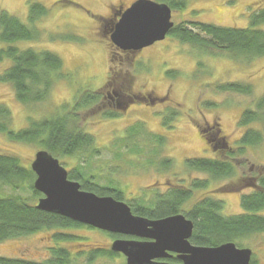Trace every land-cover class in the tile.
<instances>
[{"label":"rangeland","instance_id":"rangeland-1","mask_svg":"<svg viewBox=\"0 0 264 264\" xmlns=\"http://www.w3.org/2000/svg\"><path fill=\"white\" fill-rule=\"evenodd\" d=\"M136 1L0 0V11H6L26 24L31 5L40 4L49 9L48 15L35 24L43 35L41 40L19 43L18 46L56 54L63 61L67 77L53 86L46 101L27 105L17 100L12 84L0 82V109L10 113V128L17 132L28 128L32 122L72 112L71 107L76 100L87 93H98L101 97L98 105L102 107L99 110L89 107L81 111L77 123L85 133L94 137V146L83 153L81 159L78 156L57 158L69 172L79 169L86 181L91 180L100 187L108 188L110 184L118 187L124 193L125 201L150 200L157 190L164 193L177 183L191 187V182L209 178L210 188L195 192L193 202L186 210L196 201L214 197L215 200L224 202L225 217L239 215L243 212L241 196L251 191L245 189L243 192H224L221 188L223 185L237 184L242 177L251 174L255 176L254 173L258 170L254 167L250 172L252 165L264 167V143L249 146L240 154V138L245 129L239 127L243 111L254 110L264 97V57H234L213 48L203 52L202 49L183 44L170 36L165 41L146 48L142 53L138 52L136 57L123 55L111 44L110 32L102 33L106 28L104 29L105 22L101 19L112 20L113 10L117 7L127 10ZM152 1L165 4L158 0ZM185 2L186 6L181 11L171 8L175 25L190 26V23L198 22L247 28L251 24L250 15L264 9V0ZM110 26L106 25L107 31ZM259 29L264 30V25ZM119 62L124 67L121 68ZM8 66V63L1 65L0 74ZM111 77L117 79L113 89L117 94L127 93L126 86L130 85L131 95L153 96L160 101L149 105L146 104L147 101L136 100L133 107L134 103L129 105L128 112L110 108L104 97L108 91L112 93V89H108L106 84ZM228 82L250 85L253 94L221 93L216 90L218 84ZM66 105L67 110H63ZM104 113L117 114L118 118L108 120ZM166 116L171 118L169 128L163 125ZM135 123H144L152 133L166 138V145L159 151L161 154L157 156L155 165L154 161L153 164L147 161L152 157L147 158L144 154L139 155L140 162L130 158L131 153L122 149L121 157L118 156L120 146L117 147L114 143L118 141L121 144L126 129ZM199 126L206 128L211 134L217 133V138L225 140L229 147L236 149L235 157L238 160L235 163L236 174L232 178L212 180L208 174L192 172L185 167V161L189 159H224L226 156L224 150L222 153L219 148L211 150L208 147L201 137ZM252 128L261 127L257 124ZM147 142L143 143L141 140L139 146L144 144L145 150H148ZM40 148L34 144L10 141L0 133V155L16 156L25 167H31L35 155L42 150ZM225 159L234 162V159ZM159 162H165V165L158 167ZM0 193L4 196H21L34 205L41 198H34L29 189L13 191L2 185ZM260 215L264 216V210ZM60 234L70 239L61 241L58 239ZM109 240L108 235L95 229H45L32 236L0 242V257L43 263L51 258L53 249H65L71 256V264H126L121 257L91 261L85 255L99 247L105 249ZM236 244L240 248L251 249L256 264H264V233L236 241Z\"/></svg>","mask_w":264,"mask_h":264},{"label":"trees","instance_id":"trees-1","mask_svg":"<svg viewBox=\"0 0 264 264\" xmlns=\"http://www.w3.org/2000/svg\"><path fill=\"white\" fill-rule=\"evenodd\" d=\"M158 1L178 11L186 6L185 0ZM64 4H66L65 1ZM115 12L116 10H113L112 17ZM48 13L49 9L43 5L33 4L30 6L28 23L26 24L8 12L0 11V66L5 63L9 64L8 68L0 74V82L12 84L17 100L23 105L46 101L53 86L67 78L64 74L63 61L56 54L49 51H37L34 48L23 49L18 46L19 43L41 40L43 35L35 27V24L45 18ZM250 19L251 24L247 28L222 27L198 22L190 23V26L175 25L168 36L183 44L202 49L203 52L213 48L227 52L234 57L261 58L264 57V30L259 29V27L264 25V9L258 13H252ZM101 21L105 22L104 29H107V24L111 25L109 31L105 29V31L110 32L114 21L105 18H102ZM105 31L102 30V33L104 34ZM119 65L121 68L124 67L121 62ZM126 88L127 91L125 92L127 93L124 95H131L129 91L131 86H126ZM216 90L221 93L253 94L252 86L232 82L218 84ZM144 97L139 96L140 102H144ZM149 101L146 104L149 103L150 105ZM100 102V94L87 93L83 98L75 101L71 107L72 112L32 122L28 128L17 132L10 128V113L0 109V133L13 142L38 145L41 147L40 149L48 151L55 158L78 156L81 159L83 153L92 149L95 139L92 135L85 133L82 127L77 126L80 118L79 113L89 107L99 110L102 107L98 105ZM67 108L66 105L63 110H67ZM104 114L105 118H109L108 120L118 118V115L114 113ZM174 116L172 117L175 118ZM169 120L171 118H167L163 122L167 128L170 127L171 121ZM257 124L261 128H252L253 125ZM239 127L242 130L245 129L240 138V154L249 146L254 147L264 143V97L259 100L254 110L246 109L243 111ZM198 128L208 147L211 150L219 148L221 152L224 150L226 156L224 159H189L185 161V167L192 172L208 174L212 180L232 178L236 174L235 163L238 160L235 157L236 149L229 147L225 140L217 138V133L211 134L201 126ZM121 139V142L119 140L121 144H118V141L114 143L118 145L117 147L120 146L119 157H121V149L122 151H129L131 153L129 157L135 158L136 162H140L139 155L144 154L147 158L152 157L147 161L151 162L150 164H153L154 161L153 165L156 163L157 156L161 154L159 151L166 145V138L152 133L144 123H135V125L128 127ZM145 139L146 142L150 140L146 146L148 150L144 148ZM141 140L143 146H139ZM151 145H155V147H151ZM150 147L152 150L149 149ZM226 157L234 159V162L225 159ZM136 162L131 163L136 164ZM160 163L159 166L157 165L158 167L165 165V162ZM170 164L172 165V163ZM254 167L258 170L254 173L255 176L251 174L242 177L237 184L223 185L221 188L224 192H243L245 189L251 191L249 194L241 196L240 205L243 212L230 217L223 215L224 202L215 200L214 197L196 201L190 209L186 210V207L193 202L195 192L210 188L211 180L209 178L195 180L191 182V187H188L187 184L177 183L176 186L172 185L164 193L157 190L150 200L139 201H125L124 193L112 184L106 188L93 184L91 180L86 181L79 169L70 172L69 180L81 183L84 191L95 193L101 197L110 196L118 201L126 202L136 216L160 220L183 214L194 223L191 239L193 245L217 247L228 242L236 244V241L239 242L253 235L264 233V216L260 215V212L264 210V167L257 168L252 165L250 172ZM35 180L36 175L31 167H25L18 157L0 155V185L9 187L13 191L29 189L34 198H40L42 195L34 189ZM184 182L187 181L184 180ZM146 197L149 196L146 195ZM82 228L93 229L59 215L38 210L36 205L31 204L28 199L21 196H4L0 193V242L32 236L45 229ZM101 233L109 235L105 232ZM58 239L67 241L70 238L60 234ZM109 257L118 256L112 253ZM254 258L253 255L252 264H256ZM71 260L70 254L65 249H53L51 258L43 263L0 257V264H71ZM89 260H96V256L90 257Z\"/></svg>","mask_w":264,"mask_h":264},{"label":"water","instance_id":"water-1","mask_svg":"<svg viewBox=\"0 0 264 264\" xmlns=\"http://www.w3.org/2000/svg\"><path fill=\"white\" fill-rule=\"evenodd\" d=\"M172 10L152 0H137L120 16L111 31L112 44L122 52L138 53L162 42L174 28ZM34 189L43 195L36 208L95 230L140 239L117 240L111 250L126 264L158 262L176 254L180 264H251L253 251L228 242L201 247L191 242L194 223L183 214L150 220L133 214L131 207L110 196H98L69 180L68 171L48 151H38L31 163Z\"/></svg>","mask_w":264,"mask_h":264},{"label":"flooded vegetation","instance_id":"flooded-vegetation-1","mask_svg":"<svg viewBox=\"0 0 264 264\" xmlns=\"http://www.w3.org/2000/svg\"><path fill=\"white\" fill-rule=\"evenodd\" d=\"M125 10H123V7H120V8L117 7L116 12L113 15V19H112L114 21L112 24V28L116 24L117 20L120 18L121 14L123 12H125ZM111 31H112V29L110 30V33H111ZM105 33L107 34L109 32L105 31ZM109 39H110V35H109ZM143 51H141L140 53H142ZM122 54L127 55V56L129 55L132 57H136V55H137V53H134V52H122ZM116 80L117 79H112V77H111L110 80L106 83L108 85V89H112V93L110 91H108L107 95L104 97V101H106V104L108 105V107L123 109L125 112L128 110V107L131 103H134L132 105V107H133L136 104V102H135L136 100L140 101L138 99L139 95L132 94V95H126L125 96L124 94H122V95L117 94V92L113 90V89H115V84H116L115 82H117ZM116 86H117L116 88H118V85H116ZM148 100H150L151 104H153V105H155L158 101H160V99L154 98L153 96L144 97L143 101L146 102ZM69 174H70V172L68 171V175ZM108 236H109L110 240H109V243L106 244L105 249L102 247H99V248L94 249L93 252H91V251L87 252L85 255L89 256V257L96 256V259L108 258L113 253L111 250V247L115 241H117V240L141 241L140 239H137V238L122 236V235L109 234ZM99 251H101V252L97 253ZM93 254H95V255H93ZM102 254L104 256H100ZM116 255L118 257L124 258V260L126 261V258L123 255H121V254H116ZM158 262L167 263V264H180L181 263V261L177 258L176 254H169V256L167 258L161 259Z\"/></svg>","mask_w":264,"mask_h":264}]
</instances>
